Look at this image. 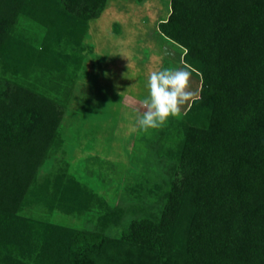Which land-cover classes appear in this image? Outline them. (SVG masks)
Masks as SVG:
<instances>
[{"label":"trees","instance_id":"obj_1","mask_svg":"<svg viewBox=\"0 0 264 264\" xmlns=\"http://www.w3.org/2000/svg\"><path fill=\"white\" fill-rule=\"evenodd\" d=\"M105 2L0 0V264H264V0H170L157 22L200 75L178 121L184 140L159 212L112 207L65 160L39 172L59 143L63 108L15 79L27 72L20 17L54 19L55 37L80 49ZM33 203L72 215L97 207L102 226L137 215L118 236L90 243L24 215Z\"/></svg>","mask_w":264,"mask_h":264},{"label":"rangeland","instance_id":"obj_2","mask_svg":"<svg viewBox=\"0 0 264 264\" xmlns=\"http://www.w3.org/2000/svg\"><path fill=\"white\" fill-rule=\"evenodd\" d=\"M169 12L170 0H106L100 15L89 20L80 49L55 37L54 19L20 17L17 30L28 45L19 55L27 72L15 79L63 108L59 143L49 147L40 173L65 160L69 172L112 207L131 203L159 212L184 140L178 121L200 85L199 73L182 63L183 49L157 29ZM164 67H188L193 96L178 115L145 131L138 120L147 110L148 74ZM98 210L72 215L33 203L23 213L70 226L90 243L101 233L118 236L137 215L127 212L118 223L102 226Z\"/></svg>","mask_w":264,"mask_h":264},{"label":"clouds","instance_id":"obj_3","mask_svg":"<svg viewBox=\"0 0 264 264\" xmlns=\"http://www.w3.org/2000/svg\"><path fill=\"white\" fill-rule=\"evenodd\" d=\"M190 76L188 67H164L148 74L149 94L143 101L147 110L138 120L142 130L160 127L170 116L180 113V106L193 96L189 90Z\"/></svg>","mask_w":264,"mask_h":264},{"label":"crops","instance_id":"obj_4","mask_svg":"<svg viewBox=\"0 0 264 264\" xmlns=\"http://www.w3.org/2000/svg\"><path fill=\"white\" fill-rule=\"evenodd\" d=\"M178 46V45H177ZM180 49H181V51H182V48L180 47ZM182 53H183V51H182ZM182 57V56H181ZM182 63H183V61H182ZM183 65H184V63H183Z\"/></svg>","mask_w":264,"mask_h":264}]
</instances>
